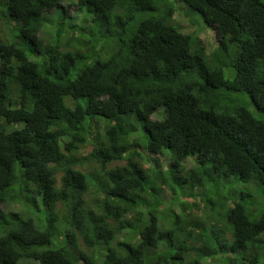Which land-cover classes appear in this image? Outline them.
<instances>
[{
  "label": "trees",
  "instance_id": "16d2710c",
  "mask_svg": "<svg viewBox=\"0 0 264 264\" xmlns=\"http://www.w3.org/2000/svg\"><path fill=\"white\" fill-rule=\"evenodd\" d=\"M208 259L264 264V0H0V264Z\"/></svg>",
  "mask_w": 264,
  "mask_h": 264
},
{
  "label": "rangeland",
  "instance_id": "374dc122",
  "mask_svg": "<svg viewBox=\"0 0 264 264\" xmlns=\"http://www.w3.org/2000/svg\"><path fill=\"white\" fill-rule=\"evenodd\" d=\"M64 5H66L65 2H64ZM177 5H178V11L175 14V23H177L179 25V27L186 33L194 31L196 26L193 24L192 21H190V19L188 17L184 16V12H183V8L188 11V6L184 2H181V1L177 2ZM69 10H70L69 15L72 16L73 23H75V25L76 24L81 25L80 24L81 12H79V9L75 6H72V7H70ZM195 13H197V17H200L203 24H205L202 15L198 12H195ZM45 14L51 21H56V20L60 19L61 15H62L59 10L48 11ZM79 25L75 26V29L81 31L83 29V27L79 26ZM45 32L48 33V31H45ZM199 37L203 39V41L206 43L208 49L215 47L217 44V37H216V33L214 30H208V31L205 30L199 35ZM160 108H163V107H160ZM252 108H253V106H252ZM164 115H165L164 111H162V109H159L155 114L152 115V118L153 119L162 118V117H164ZM136 134L137 135L144 134V130L140 124L138 125V131L136 132ZM92 148H93V143L88 142V145H86L82 149V152L88 153L89 151L92 150ZM146 155H147V159L146 160L142 159L146 166L152 165V164H158L159 166H162L163 168H167L168 165L172 162V158L170 157V155H167V156L158 155V154H151L150 155L148 152H146L145 156ZM167 193H168V197H170L171 194L169 192H167ZM13 206H15V205L6 206V208L7 207H13ZM39 213L43 214V212H39ZM42 226L43 225H40L39 227H42ZM205 263H207V264H218L217 262H215L214 260H211V259L205 260Z\"/></svg>",
  "mask_w": 264,
  "mask_h": 264
},
{
  "label": "clouds",
  "instance_id": "9594fccd",
  "mask_svg": "<svg viewBox=\"0 0 264 264\" xmlns=\"http://www.w3.org/2000/svg\"><path fill=\"white\" fill-rule=\"evenodd\" d=\"M153 119V118H152ZM136 136H137V134H135ZM89 142H91V143H93L92 141H89ZM87 145H88V142H87ZM93 146H94V143H93ZM158 155H164V156H167V155H169V154H167V153H165V154H158ZM171 157V156H170ZM144 160V159H143ZM143 160H141L142 162H143ZM119 163H123V162H119ZM143 164H144V162H143ZM145 165V164H144ZM152 165H154V164H152ZM156 165V164H155ZM170 165V164H169ZM146 166V165H145Z\"/></svg>",
  "mask_w": 264,
  "mask_h": 264
}]
</instances>
